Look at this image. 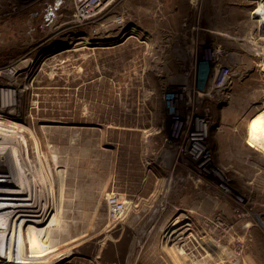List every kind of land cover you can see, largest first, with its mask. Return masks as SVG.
Returning <instances> with one entry per match:
<instances>
[{"label":"rangeland","instance_id":"1","mask_svg":"<svg viewBox=\"0 0 264 264\" xmlns=\"http://www.w3.org/2000/svg\"><path fill=\"white\" fill-rule=\"evenodd\" d=\"M74 13V0H0V164L22 156L42 179L64 173L49 246L0 264H264V0H116L95 18ZM207 45L233 68L219 92L208 91ZM180 84L195 113H213V157L245 204L171 141L167 97ZM33 181L20 217L29 245L53 219L39 217ZM112 193L126 200L122 220L110 217Z\"/></svg>","mask_w":264,"mask_h":264},{"label":"built area","instance_id":"2","mask_svg":"<svg viewBox=\"0 0 264 264\" xmlns=\"http://www.w3.org/2000/svg\"><path fill=\"white\" fill-rule=\"evenodd\" d=\"M114 1L116 0H74L75 18L80 22L95 18ZM24 6V4H13L11 8L18 11L24 9ZM220 54V48L214 45L205 46L202 52V60L213 73L208 85L209 92L211 88L218 92L224 89L234 75L232 65L222 63ZM211 69L207 73H210ZM212 96L214 97L215 94ZM190 103L188 85L180 84L175 90L169 92L167 127L171 141L179 146L183 156L193 163L198 175L209 177L218 192L239 204H245V195L230 183L226 171L216 163L213 157L209 142L214 128L213 113L208 108L195 113ZM107 205L113 220L125 218L127 203L122 196L117 193L110 194Z\"/></svg>","mask_w":264,"mask_h":264},{"label":"bare ground","instance_id":"3","mask_svg":"<svg viewBox=\"0 0 264 264\" xmlns=\"http://www.w3.org/2000/svg\"><path fill=\"white\" fill-rule=\"evenodd\" d=\"M10 94L11 93L8 91L9 98L14 97L13 94L11 95ZM2 131L0 130V136L3 135ZM17 157L18 158H16V160L13 159L12 161L1 162L0 164V218H1L0 256L1 255L6 256L10 260H14V259L21 260L22 259L21 254H24L25 252H32L34 253V256H36L38 253H40L39 250L42 249V245L45 246V248L49 246V244L51 243L52 231L56 226V223H54L56 222L54 221L55 220L54 218L57 216L59 212H61L62 204L59 206L60 201L58 203L57 200L60 197H62L61 195L64 186L63 185L64 180L61 177V176L64 177L63 170L56 167L57 170L55 174H53V171L52 172L50 171L48 175H46L47 174L46 173L45 174L46 177H43L42 179L41 177L44 176L45 171L44 172L42 171L40 162H38L37 160L31 163L28 162L24 163L23 161L18 162V159H21L22 156L20 157L17 156ZM23 179L26 180V182L28 181L24 193L25 201L22 200L25 205H23L24 207L23 211L18 213V215H15V212H17L16 206L19 205V203H17L16 200L19 199L18 195L20 194V189H21L20 183ZM33 179L34 180L36 179V183L40 189V195H38V199L34 201V204L36 203L35 205L38 207L39 217L41 216L44 219V221L47 220V218H49L50 216H53V219L51 222L46 223L47 225L44 223L46 226L43 225V233L37 235V238H35L34 243L29 245V243L26 241V234L24 229L25 224L23 225L22 219H20V217L24 219L26 218V214H28L27 212L29 211L28 208L29 205L27 206L26 199L29 202L30 191L28 190V188H29V184L32 185L33 188V182H34ZM57 186L58 188L60 186V188L58 189ZM42 187L44 189L43 191H42ZM41 191L43 192V195ZM1 195H3V198ZM57 217L59 218V216ZM5 227L6 230H4L3 232V228ZM7 235H9L10 237L9 239H7V241H5V237ZM6 250H10L12 254H10V256L7 255Z\"/></svg>","mask_w":264,"mask_h":264},{"label":"crops","instance_id":"4","mask_svg":"<svg viewBox=\"0 0 264 264\" xmlns=\"http://www.w3.org/2000/svg\"><path fill=\"white\" fill-rule=\"evenodd\" d=\"M37 7L39 8V13L41 12V10H42V8H43V4H41V6L40 5H37ZM10 9H11V6H10Z\"/></svg>","mask_w":264,"mask_h":264},{"label":"water","instance_id":"5","mask_svg":"<svg viewBox=\"0 0 264 264\" xmlns=\"http://www.w3.org/2000/svg\"><path fill=\"white\" fill-rule=\"evenodd\" d=\"M257 218H258L259 222H262V220H261V218L259 216Z\"/></svg>","mask_w":264,"mask_h":264}]
</instances>
